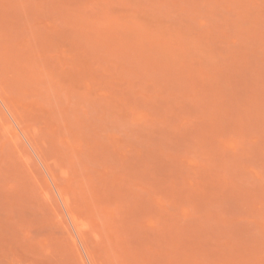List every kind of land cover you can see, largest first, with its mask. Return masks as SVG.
Returning a JSON list of instances; mask_svg holds the SVG:
<instances>
[{"label":"rangeland","instance_id":"obj_1","mask_svg":"<svg viewBox=\"0 0 264 264\" xmlns=\"http://www.w3.org/2000/svg\"><path fill=\"white\" fill-rule=\"evenodd\" d=\"M0 264H264V0H0Z\"/></svg>","mask_w":264,"mask_h":264}]
</instances>
